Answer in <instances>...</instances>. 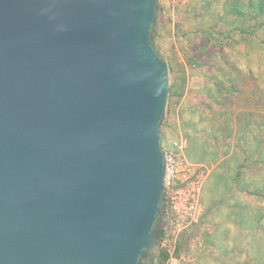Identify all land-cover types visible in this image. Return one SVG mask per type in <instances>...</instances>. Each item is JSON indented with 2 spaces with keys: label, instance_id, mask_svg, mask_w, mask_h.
Returning <instances> with one entry per match:
<instances>
[{
  "label": "water",
  "instance_id": "water-1",
  "mask_svg": "<svg viewBox=\"0 0 264 264\" xmlns=\"http://www.w3.org/2000/svg\"><path fill=\"white\" fill-rule=\"evenodd\" d=\"M159 0H0V264H146L159 246Z\"/></svg>",
  "mask_w": 264,
  "mask_h": 264
},
{
  "label": "rangeland",
  "instance_id": "rangeland-1",
  "mask_svg": "<svg viewBox=\"0 0 264 264\" xmlns=\"http://www.w3.org/2000/svg\"><path fill=\"white\" fill-rule=\"evenodd\" d=\"M159 3L152 40L170 90L160 126L164 235L150 264H264V23L240 32L229 0Z\"/></svg>",
  "mask_w": 264,
  "mask_h": 264
},
{
  "label": "trees",
  "instance_id": "trees-1",
  "mask_svg": "<svg viewBox=\"0 0 264 264\" xmlns=\"http://www.w3.org/2000/svg\"><path fill=\"white\" fill-rule=\"evenodd\" d=\"M229 2H230V6H231L230 12L233 13L234 15L241 17L244 21L245 26H243V28H238V30L240 32L251 34V32L256 31L257 27L260 24L264 23V21H263V18H264V0H244V1L243 0H229ZM258 142H259V146H262V144L259 140H258ZM248 150H250V149H247L246 153H245L246 159L248 158V154H247ZM232 159L233 160L236 159L238 161H241L239 154L238 155L233 154ZM245 160L240 162L239 164L236 163L237 167L234 171L233 181L237 180L238 183H241V180L243 179V177L240 178L241 175H239L236 171L239 170L240 167L246 165ZM246 184H248V189H249V186L251 184L249 182H246ZM247 192L248 193L251 192V189H249ZM164 202H165V198H163V201L161 203V208H163V206H165ZM156 233L160 237H163L164 230H159V232H156ZM168 258H169L168 253L164 252V251H162V253H160L157 256V260L160 263L161 262L165 263ZM146 264H150V261H147Z\"/></svg>",
  "mask_w": 264,
  "mask_h": 264
}]
</instances>
